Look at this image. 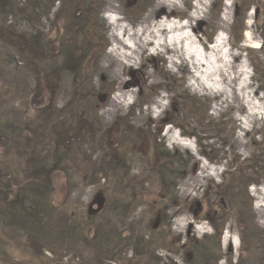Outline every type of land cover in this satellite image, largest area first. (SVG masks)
<instances>
[{
	"label": "rangeland",
	"instance_id": "1",
	"mask_svg": "<svg viewBox=\"0 0 264 264\" xmlns=\"http://www.w3.org/2000/svg\"><path fill=\"white\" fill-rule=\"evenodd\" d=\"M158 1L0 0V26L35 38L54 57L51 68L36 74L28 64L30 55L22 56L0 39V119L5 123L4 131L0 129V161L8 159L23 178L30 158L23 155L24 148L21 155L17 152L20 147L14 136L19 132L31 141L30 151L40 167H51L55 154L65 153L66 168L52 176L49 197L59 208L58 214L37 218L43 222L39 237H26L22 225L10 227L7 238L14 243L9 244L13 253L11 260L0 264H189L186 248L190 241L214 237L204 216L212 209L218 211L221 200L234 211L220 238L221 258L213 264L239 261L236 215L243 216L250 229L247 264H264V208L263 213L257 210L260 200L255 195L257 189L264 190V127L242 123L245 107L224 105L216 110L220 98L192 93L187 71L174 72L169 55H156L149 49L137 65L122 68L120 78L125 81L124 91L131 93L130 105L106 113L120 79L117 69L106 61L112 42L105 17L115 7L137 29ZM179 2L180 9L161 8L164 12L152 21L165 15L173 16L169 20L187 19L195 0ZM237 2L232 0V21L223 36L227 49L236 56L235 63L245 66L251 96L263 99L264 0L248 3L242 37L233 29ZM223 8L224 4L221 7L219 0H213L204 18L194 25V35L206 47L221 34ZM251 13L253 27L248 32L259 42V50L242 46ZM57 41L76 53L80 67L73 69L55 56ZM90 44L97 52L80 61V50ZM54 70L60 71L59 79L51 77ZM156 101L164 106L158 114L151 112ZM167 131L191 140L198 156L171 147ZM60 136L69 149L59 144ZM113 160H120L121 167L112 173ZM204 164L221 172L198 182ZM8 176L3 175V181H12ZM77 221L89 227L65 233V226ZM159 227V243L145 257L136 255L133 245L121 246L120 240L128 237L150 242ZM198 228H204L205 234ZM226 234L239 241L237 250L231 244L224 247Z\"/></svg>",
	"mask_w": 264,
	"mask_h": 264
},
{
	"label": "bare ground",
	"instance_id": "2",
	"mask_svg": "<svg viewBox=\"0 0 264 264\" xmlns=\"http://www.w3.org/2000/svg\"><path fill=\"white\" fill-rule=\"evenodd\" d=\"M180 0H159L156 9L151 11L149 18H146L137 29L132 28L125 19L121 17L118 9L111 7L113 12L105 17L108 25V35L111 46L106 55V61L110 66L117 69L119 77V87L111 100V109L107 114H113L117 109L126 108L130 105V92L124 91L125 81L120 78L123 67H133L138 64L143 54L149 49L156 55H169V68L175 71L186 70L189 77L188 88L198 96H210L220 98V102L215 108L219 110L224 105H238V108L245 107L246 113L242 123L246 126L258 124L264 127V98L255 99L251 96V85L244 79L248 74L245 66L235 63L236 56L227 49L226 39L223 32L228 30L233 16L232 0L224 2L221 16L220 31L213 43L206 47L194 35V25L204 18L213 0H195L193 11L185 20H169L172 15H165L166 19L153 22L163 13L161 8L180 9ZM151 18V19H150ZM253 15L248 16L246 22V35L243 47H250L255 50L260 49L259 42L249 36V30L253 27ZM253 40V41H252ZM249 43H252L250 45ZM115 75V76H116ZM151 112L158 114L164 108L161 101L153 103ZM246 130V128H243ZM170 146L182 151H188L197 157L198 150L191 140L172 136L171 131H167ZM221 168L209 169L207 165L201 167L197 176L198 182L219 175ZM189 188L194 187V183H188ZM255 195L260 200L257 210L263 213L264 190L257 189ZM183 222V221H182ZM181 225V224H178ZM200 234H205L204 228H198ZM229 244L237 250L238 240L226 234L224 237V247Z\"/></svg>",
	"mask_w": 264,
	"mask_h": 264
},
{
	"label": "trees",
	"instance_id": "3",
	"mask_svg": "<svg viewBox=\"0 0 264 264\" xmlns=\"http://www.w3.org/2000/svg\"><path fill=\"white\" fill-rule=\"evenodd\" d=\"M224 1L225 0H219L221 7H223ZM249 2L250 0H238L235 4L233 29L234 32H238L241 37L244 32V22L249 9ZM0 39L14 46L18 52L22 54V56L30 55L31 60L28 61V64L31 70L36 74H39L40 71L41 73L42 71L45 72L47 68H51L50 65L54 61L53 55L48 54L47 48H42L36 44L35 38L28 35H17L0 26ZM57 43L58 47L56 49L57 53L55 56L57 58H63L65 65H73V69L80 67V65H78V67L76 66V53L73 54L72 49L68 46H64L62 41H57ZM95 52H97L96 48L90 44L86 50H80L79 60L83 62L85 58L93 53L95 54ZM51 77L59 79L60 71L54 70ZM170 123L172 124V122ZM4 124L0 119V129L5 126ZM3 129L4 128H2V131H4ZM0 134L2 133L0 132ZM14 139L20 147L17 152L21 155L22 148H24L26 151H24L23 155L26 156V154H28L30 159H28V166L26 172L23 174V178L22 172L20 173L14 168V166H11L8 159L3 161L1 159L0 161V261H6V259L8 260L13 253L9 244L14 243L9 242L11 240L7 238L8 229L10 227H19V225H22L26 237H35V235L39 237L41 233L39 230L43 222H41L42 219L37 218H51L52 216H56L58 214L59 208L54 206L55 204L52 198L49 197L53 191L52 176L55 173L66 171V168L63 166L65 153L61 155L55 154V162L51 167H40L41 162H38L33 152L30 151L29 144L31 141L27 138H22V136L19 135V132L16 136H14ZM59 139H61L59 144H61L63 148L69 149L66 139L61 136ZM113 165L114 169L112 167L113 170H110L112 173L115 171L116 167H121L120 160H113L112 166ZM3 175H9L8 177H11L12 181H3ZM217 189L221 188L217 187ZM46 195H48L49 199L44 202L43 199L46 198ZM27 204L30 205V208L26 207ZM186 207L190 206L186 204ZM232 211L234 210H231L227 202L225 203L221 200L220 204H218V211L214 212L212 209L204 216V219L208 221L214 229L215 235L214 237L206 238L203 242L196 240L190 241V244L186 248L187 260L189 264H213L221 258L222 250L220 238L222 236L224 224L229 216V213ZM198 214L199 212H196V215ZM34 219L38 221L33 222ZM236 221L239 226V235L241 239V256L237 264H247L250 252L246 249L249 241L248 239L250 238V229L243 216L236 215ZM79 227H82L81 230H84L89 227V225L87 226L86 223H80L78 221L75 223L70 222L65 226V233H74ZM158 229L161 230L162 228L159 227L154 231L155 237L152 238V241L150 242H146L142 237H138V239L128 237L120 240L122 243L120 244L123 247L133 245L136 255L145 257L151 251L152 247L155 246L156 243H159ZM17 238L21 240L19 236H17ZM165 238L166 236L164 239ZM134 240L136 241L134 242ZM15 245L19 249L21 248L20 243ZM15 245L13 249H17ZM229 263L232 264V261L230 260Z\"/></svg>",
	"mask_w": 264,
	"mask_h": 264
}]
</instances>
